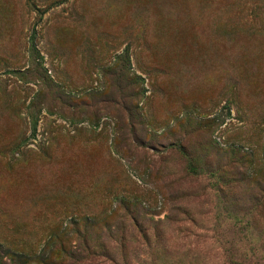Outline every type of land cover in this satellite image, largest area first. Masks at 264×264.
<instances>
[{"label":"rangeland","instance_id":"1","mask_svg":"<svg viewBox=\"0 0 264 264\" xmlns=\"http://www.w3.org/2000/svg\"><path fill=\"white\" fill-rule=\"evenodd\" d=\"M263 180L264 0H0L4 264H264Z\"/></svg>","mask_w":264,"mask_h":264},{"label":"trees","instance_id":"2","mask_svg":"<svg viewBox=\"0 0 264 264\" xmlns=\"http://www.w3.org/2000/svg\"><path fill=\"white\" fill-rule=\"evenodd\" d=\"M211 179L215 182V187L213 188L218 194L224 195V189H232V183L230 177V172L227 171V169H224L221 165H218L215 169L211 168ZM260 193L261 196L259 197H253V200L257 203L255 204V209L258 211H261V213H264V180H263V186H260ZM144 236L143 240L148 244H150V240L147 239V237ZM8 256L9 254L6 253ZM79 260H82V263H90V264H118V261L115 257V255L108 253V252H101V251H94V249H91V247L86 243L85 249L82 251V253L77 258ZM31 259L24 258L21 256H12L11 257V264H31ZM43 264H67L61 260H55V261H48L47 258H43L40 260ZM0 264H4L2 260L0 261Z\"/></svg>","mask_w":264,"mask_h":264}]
</instances>
